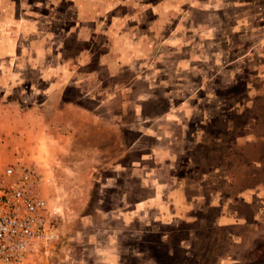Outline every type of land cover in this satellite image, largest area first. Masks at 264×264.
Returning a JSON list of instances; mask_svg holds the SVG:
<instances>
[{
	"label": "rangeland",
	"instance_id": "1",
	"mask_svg": "<svg viewBox=\"0 0 264 264\" xmlns=\"http://www.w3.org/2000/svg\"><path fill=\"white\" fill-rule=\"evenodd\" d=\"M130 1L0 0V167L58 234L26 263L264 264V21Z\"/></svg>",
	"mask_w": 264,
	"mask_h": 264
},
{
	"label": "built area",
	"instance_id": "2",
	"mask_svg": "<svg viewBox=\"0 0 264 264\" xmlns=\"http://www.w3.org/2000/svg\"><path fill=\"white\" fill-rule=\"evenodd\" d=\"M44 182L36 163L0 167V264H27L42 243L58 237L47 220Z\"/></svg>",
	"mask_w": 264,
	"mask_h": 264
},
{
	"label": "crops",
	"instance_id": "3",
	"mask_svg": "<svg viewBox=\"0 0 264 264\" xmlns=\"http://www.w3.org/2000/svg\"><path fill=\"white\" fill-rule=\"evenodd\" d=\"M123 1V0H122ZM160 0H131L129 3H138V4H146V5H154L156 2L158 5V2ZM160 6H175L178 5L186 6V5H194L195 9L205 11L206 16L205 19L209 22L219 21V19H223V16H219V12L223 11V8L226 7V11H228V7H243L247 8L249 10V14L245 16L246 20L248 21H264V0H161L159 3ZM178 7V8H179ZM220 17V18H219ZM184 20V18H182ZM164 20V18L162 19ZM155 187L153 188V191L151 194L147 196L145 199V205H147V209H150V207H157L156 214H159V216H155L154 219H171V203H176L177 211H175V214L178 215V217H188L187 209L188 205L185 201V194L181 187L176 188L173 191V198L170 196H167L165 194L164 190L161 189L163 184L158 180L154 183ZM166 196V197H165ZM227 212V213H226ZM220 216V217H219ZM217 217L221 220L220 223L225 225H230L234 223L233 216L231 212L228 213V211H225V209L221 211V214ZM229 218V220H227Z\"/></svg>",
	"mask_w": 264,
	"mask_h": 264
}]
</instances>
